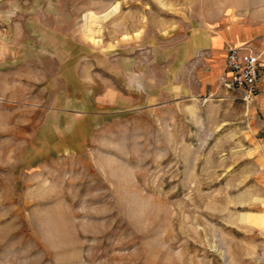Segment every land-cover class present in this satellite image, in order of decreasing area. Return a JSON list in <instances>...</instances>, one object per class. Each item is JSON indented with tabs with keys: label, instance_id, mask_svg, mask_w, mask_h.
Wrapping results in <instances>:
<instances>
[{
	"label": "rangeland",
	"instance_id": "1",
	"mask_svg": "<svg viewBox=\"0 0 264 264\" xmlns=\"http://www.w3.org/2000/svg\"><path fill=\"white\" fill-rule=\"evenodd\" d=\"M0 264H264V0H0Z\"/></svg>",
	"mask_w": 264,
	"mask_h": 264
},
{
	"label": "built area",
	"instance_id": "2",
	"mask_svg": "<svg viewBox=\"0 0 264 264\" xmlns=\"http://www.w3.org/2000/svg\"><path fill=\"white\" fill-rule=\"evenodd\" d=\"M225 69L220 82L240 93L245 102L253 100L261 83V53L249 46L229 45L226 49Z\"/></svg>",
	"mask_w": 264,
	"mask_h": 264
},
{
	"label": "crops",
	"instance_id": "3",
	"mask_svg": "<svg viewBox=\"0 0 264 264\" xmlns=\"http://www.w3.org/2000/svg\"><path fill=\"white\" fill-rule=\"evenodd\" d=\"M224 62H225V60H224ZM225 63H226V62H225ZM225 63H224V65L222 66L223 71H224V69H225ZM219 70H221V68H220Z\"/></svg>",
	"mask_w": 264,
	"mask_h": 264
}]
</instances>
